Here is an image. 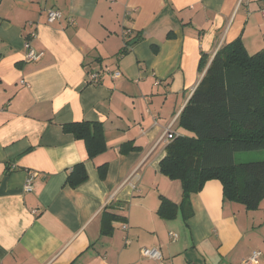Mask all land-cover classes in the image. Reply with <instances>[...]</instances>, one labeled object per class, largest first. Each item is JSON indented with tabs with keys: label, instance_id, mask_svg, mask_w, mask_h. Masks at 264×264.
I'll return each mask as SVG.
<instances>
[{
	"label": "crops",
	"instance_id": "crops-1",
	"mask_svg": "<svg viewBox=\"0 0 264 264\" xmlns=\"http://www.w3.org/2000/svg\"><path fill=\"white\" fill-rule=\"evenodd\" d=\"M263 9L264 0H0V264H159L145 248L163 264H243L255 251L264 264V200L246 211L213 180L190 196L188 219L157 214L160 196L183 198L160 173L166 130L186 134L177 119L221 47L240 39L249 55L263 50ZM51 10L61 18L48 24ZM26 41L38 60L25 59ZM83 121L104 131L106 151L92 159L62 128ZM77 164L88 180L72 189ZM103 210L122 219L110 236Z\"/></svg>",
	"mask_w": 264,
	"mask_h": 264
},
{
	"label": "trees",
	"instance_id": "trees-1",
	"mask_svg": "<svg viewBox=\"0 0 264 264\" xmlns=\"http://www.w3.org/2000/svg\"><path fill=\"white\" fill-rule=\"evenodd\" d=\"M207 64L208 57L202 56L198 70L203 72ZM62 128L84 143L88 159L106 151L101 123L75 122ZM176 128L186 134L176 135L167 144L159 167L161 175L180 182L183 198L177 206L160 196L158 216L172 220L180 209L188 219L192 216L190 196L213 180L221 184L224 202L256 211L264 200V161L235 163L234 155L264 150V48L249 55L240 39L221 47L180 113ZM126 151L125 145L120 148V153ZM97 170L103 179L106 166ZM87 180L84 165L77 164L68 172L66 184L76 189ZM118 220L122 219L103 210L101 235L110 236L112 223Z\"/></svg>",
	"mask_w": 264,
	"mask_h": 264
},
{
	"label": "built area",
	"instance_id": "built-area-1",
	"mask_svg": "<svg viewBox=\"0 0 264 264\" xmlns=\"http://www.w3.org/2000/svg\"><path fill=\"white\" fill-rule=\"evenodd\" d=\"M261 15L264 19V9L261 11ZM61 18V14L56 11V10H51L47 13V23L48 24H52L56 21H58ZM31 37H34V34L30 35ZM29 42L26 41L25 44L23 46H25V48L28 50V53L26 55V60L27 61H34V60H38L40 58L41 55L39 54H35L33 52V50L31 49V47L29 46ZM120 74L118 72L113 73V77H118ZM88 82H90V84H96L97 82H99V74L97 72H90L88 74ZM175 134L171 131V129L166 130L165 133V140L166 142H171L174 138H175ZM31 181L28 180L26 182V186L29 187L30 186ZM121 229L123 231L127 230V226L123 225L121 226ZM169 237L171 239L172 242H174L177 238V236L173 233L169 234ZM128 243V241L126 240V244ZM141 256L144 257L145 259H154L156 261H159V264H163L161 261V256L160 253L156 250V249H142L141 250ZM259 256H261V253L259 251H255L253 252L251 255H249V258L246 259L243 264H257L258 258Z\"/></svg>",
	"mask_w": 264,
	"mask_h": 264
},
{
	"label": "rangeland",
	"instance_id": "rangeland-1",
	"mask_svg": "<svg viewBox=\"0 0 264 264\" xmlns=\"http://www.w3.org/2000/svg\"><path fill=\"white\" fill-rule=\"evenodd\" d=\"M252 154H256L255 155V159H257V160H254L253 159V161H264V150H262V151H254Z\"/></svg>",
	"mask_w": 264,
	"mask_h": 264
},
{
	"label": "water",
	"instance_id": "water-1",
	"mask_svg": "<svg viewBox=\"0 0 264 264\" xmlns=\"http://www.w3.org/2000/svg\"><path fill=\"white\" fill-rule=\"evenodd\" d=\"M133 43H135V41H134ZM133 43H132V44H133Z\"/></svg>",
	"mask_w": 264,
	"mask_h": 264
}]
</instances>
